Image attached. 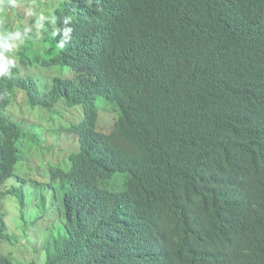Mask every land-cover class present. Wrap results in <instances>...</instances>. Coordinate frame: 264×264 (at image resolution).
Instances as JSON below:
<instances>
[{
	"label": "trees",
	"instance_id": "trees-1",
	"mask_svg": "<svg viewBox=\"0 0 264 264\" xmlns=\"http://www.w3.org/2000/svg\"><path fill=\"white\" fill-rule=\"evenodd\" d=\"M37 3L74 30L61 48L49 25L0 77V243L5 199L47 207L39 183L8 180L43 147L28 118L61 102L80 121L71 163L47 164L65 228L39 264H264V0ZM11 253L0 264H38Z\"/></svg>",
	"mask_w": 264,
	"mask_h": 264
},
{
	"label": "rangeland",
	"instance_id": "rangeland-1",
	"mask_svg": "<svg viewBox=\"0 0 264 264\" xmlns=\"http://www.w3.org/2000/svg\"><path fill=\"white\" fill-rule=\"evenodd\" d=\"M19 98H21V95ZM61 104L63 103L59 102L54 109H39L35 111L38 118L42 121L28 118L29 124H26V127L33 128L32 130L36 135H31L28 141L38 140V144L43 147L40 150L28 153L29 161L31 160L33 165L29 164L28 167L24 164V160H20L16 167V174L8 180V182L11 181L8 183L10 185L14 179H18L20 174L24 180L28 178L30 181H36L39 183L36 188L41 193H45L48 200L46 202L47 207H39L38 205L35 210H31V213H29L30 208L22 207L17 202H12V200L9 202L7 199L3 201V208L8 214L9 233L14 237V240L10 242L2 241L0 243V254L12 252V258L16 262L23 261V263H27L35 257L38 264L42 263L46 255L42 248L43 243L50 234H59L58 229L60 227L65 228L63 204L65 192L64 189L60 188L57 190L55 187L48 186L47 182L50 180V174L47 164L49 162L71 163L70 154L72 152L64 145L74 148L76 144L69 140L68 137L70 135L64 130L66 127L80 121V110L67 104H64L62 109H59L58 106ZM98 106L101 120L102 110L107 109L103 98L99 99ZM38 128L40 130L37 132ZM47 142H49V145H46ZM66 153H68V157L60 160V155L65 156ZM34 156H37V158ZM22 211L25 212L23 213ZM33 211H36V213H32ZM23 216L26 217L31 225L28 222L27 224L24 223L26 219ZM24 227L26 228L25 231H23Z\"/></svg>",
	"mask_w": 264,
	"mask_h": 264
},
{
	"label": "clouds",
	"instance_id": "clouds-1",
	"mask_svg": "<svg viewBox=\"0 0 264 264\" xmlns=\"http://www.w3.org/2000/svg\"><path fill=\"white\" fill-rule=\"evenodd\" d=\"M20 9L23 10L24 20L14 23L11 29L4 27V20L7 19L4 14L15 17ZM0 16H3V19H0V77L11 76L12 68L15 67L17 59L16 54L20 47L34 35H42V32L48 30L49 25L51 26L53 37L61 32L63 33L58 43L61 48L72 39L74 30L72 16H64V26L62 28L58 27L57 18L52 13V10L41 7L37 0H0ZM32 18H35L34 23L30 22ZM47 143L49 144V142ZM64 147L70 148L66 145ZM28 153H26L27 158ZM28 184L29 182L26 187ZM55 188L57 190L60 189L58 182L55 183ZM4 211L8 216L7 211L5 209Z\"/></svg>",
	"mask_w": 264,
	"mask_h": 264
}]
</instances>
